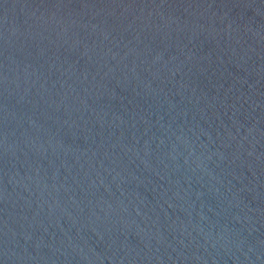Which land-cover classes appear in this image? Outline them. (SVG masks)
Masks as SVG:
<instances>
[{"label": "water", "instance_id": "obj_1", "mask_svg": "<svg viewBox=\"0 0 264 264\" xmlns=\"http://www.w3.org/2000/svg\"><path fill=\"white\" fill-rule=\"evenodd\" d=\"M0 264H264V0H0Z\"/></svg>", "mask_w": 264, "mask_h": 264}]
</instances>
